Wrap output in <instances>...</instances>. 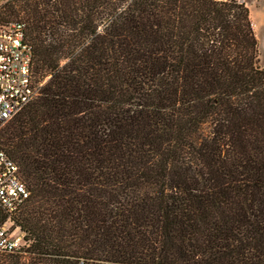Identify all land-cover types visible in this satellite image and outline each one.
<instances>
[{
    "label": "trees",
    "instance_id": "1",
    "mask_svg": "<svg viewBox=\"0 0 264 264\" xmlns=\"http://www.w3.org/2000/svg\"><path fill=\"white\" fill-rule=\"evenodd\" d=\"M40 93L0 144L29 194L0 264H264V66L242 0H4Z\"/></svg>",
    "mask_w": 264,
    "mask_h": 264
},
{
    "label": "built area",
    "instance_id": "2",
    "mask_svg": "<svg viewBox=\"0 0 264 264\" xmlns=\"http://www.w3.org/2000/svg\"><path fill=\"white\" fill-rule=\"evenodd\" d=\"M32 64L33 52L25 37L24 22L0 21V133L40 93L45 79L35 80ZM28 194L17 163L0 144V253L26 245L25 233L14 226L12 216Z\"/></svg>",
    "mask_w": 264,
    "mask_h": 264
},
{
    "label": "crops",
    "instance_id": "3",
    "mask_svg": "<svg viewBox=\"0 0 264 264\" xmlns=\"http://www.w3.org/2000/svg\"><path fill=\"white\" fill-rule=\"evenodd\" d=\"M249 8L252 25L258 37V29L264 26V0H242ZM258 39V38H257Z\"/></svg>",
    "mask_w": 264,
    "mask_h": 264
},
{
    "label": "rangeland",
    "instance_id": "4",
    "mask_svg": "<svg viewBox=\"0 0 264 264\" xmlns=\"http://www.w3.org/2000/svg\"><path fill=\"white\" fill-rule=\"evenodd\" d=\"M17 19V18H14ZM18 20V19H17ZM259 64L264 66V26L258 29ZM7 125V124H6ZM6 226H9L7 223ZM13 228V226H11Z\"/></svg>",
    "mask_w": 264,
    "mask_h": 264
}]
</instances>
